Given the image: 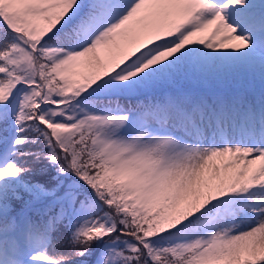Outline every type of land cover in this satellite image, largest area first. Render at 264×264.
I'll return each mask as SVG.
<instances>
[{"label":"snow or ice","instance_id":"1","mask_svg":"<svg viewBox=\"0 0 264 264\" xmlns=\"http://www.w3.org/2000/svg\"><path fill=\"white\" fill-rule=\"evenodd\" d=\"M0 264H264V0H0Z\"/></svg>","mask_w":264,"mask_h":264},{"label":"trees","instance_id":"2","mask_svg":"<svg viewBox=\"0 0 264 264\" xmlns=\"http://www.w3.org/2000/svg\"><path fill=\"white\" fill-rule=\"evenodd\" d=\"M122 103H125V101L122 100ZM50 250V249H49Z\"/></svg>","mask_w":264,"mask_h":264},{"label":"rangeland","instance_id":"3","mask_svg":"<svg viewBox=\"0 0 264 264\" xmlns=\"http://www.w3.org/2000/svg\"><path fill=\"white\" fill-rule=\"evenodd\" d=\"M49 251L51 252L52 250L50 249Z\"/></svg>","mask_w":264,"mask_h":264}]
</instances>
